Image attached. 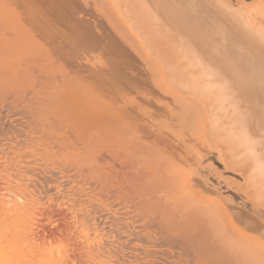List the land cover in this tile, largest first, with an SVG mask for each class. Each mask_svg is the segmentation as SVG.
I'll list each match as a JSON object with an SVG mask.
<instances>
[{
    "label": "bare ground",
    "instance_id": "obj_1",
    "mask_svg": "<svg viewBox=\"0 0 264 264\" xmlns=\"http://www.w3.org/2000/svg\"><path fill=\"white\" fill-rule=\"evenodd\" d=\"M0 264H264V0H0Z\"/></svg>",
    "mask_w": 264,
    "mask_h": 264
},
{
    "label": "rangeland",
    "instance_id": "obj_2",
    "mask_svg": "<svg viewBox=\"0 0 264 264\" xmlns=\"http://www.w3.org/2000/svg\"><path fill=\"white\" fill-rule=\"evenodd\" d=\"M234 1H235V0H234ZM194 22H195V23H194ZM197 22H198V20H194V21L191 23L192 26L189 27V29H188V27H187V28L185 27L186 30H191V31H192V33L194 34V37H195V38H198V37H196V35L198 36V35L200 34V36H201V35L203 34V31L200 32L202 29L199 27V25H198ZM196 24H197V25H196ZM189 26H190V25H189ZM194 26H195V27H194ZM193 27H194V28H193ZM196 27H198L197 29H200V30H197ZM198 33H199V34H198ZM200 36H199V37H200ZM200 39H201V37L199 38V40H200ZM215 39H216V40H214V41H215V42H218V44H219V45L217 44L218 47L220 46V44H222V45L224 44V43H219V42H221V40L218 41V38H215ZM200 41H201V40H200ZM200 41H197V42L199 43ZM207 51H208L209 54H213L214 57H219L220 54H221L220 52H218V50H217L216 47H215V48L213 47L212 49L208 48ZM223 53H224V52H223ZM223 55H224V56H223L224 59H227V57H228L227 54L225 53V54H223ZM225 55H226L227 57H225ZM221 57H222V55H221ZM110 102H111V101L107 100V101H106V105L108 104V106H110V104H113V102H112V103H110ZM106 105H105V107H107ZM111 108L113 109V105H111ZM111 108L108 107V109L112 112L113 110H112ZM106 109H107V108H106ZM109 110H108V112L105 111V112H106V115H108V113H110V115H111V112H110Z\"/></svg>",
    "mask_w": 264,
    "mask_h": 264
},
{
    "label": "crops",
    "instance_id": "obj_3",
    "mask_svg": "<svg viewBox=\"0 0 264 264\" xmlns=\"http://www.w3.org/2000/svg\"><path fill=\"white\" fill-rule=\"evenodd\" d=\"M187 31H188V30H187ZM199 45H200V43H199ZM204 48H205V47H204ZM202 50H205V51H207L206 49H203V48H202ZM207 53H208V51H207Z\"/></svg>",
    "mask_w": 264,
    "mask_h": 264
}]
</instances>
